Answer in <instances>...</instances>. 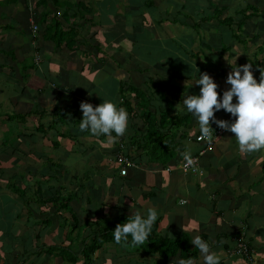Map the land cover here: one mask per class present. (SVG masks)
I'll return each mask as SVG.
<instances>
[{
	"label": "crops",
	"instance_id": "obj_1",
	"mask_svg": "<svg viewBox=\"0 0 264 264\" xmlns=\"http://www.w3.org/2000/svg\"><path fill=\"white\" fill-rule=\"evenodd\" d=\"M227 1L0 0V264H72L69 254L74 264H178L179 253L162 259L113 240L84 258L82 240L105 221L149 208L158 211L152 239L185 237L193 249L200 236L221 264H264V150L241 154L224 132L191 174L174 147L190 144L192 155L204 147L196 118L176 110L184 94L200 93L195 78L208 73L222 95L230 63L251 64L258 82L264 69V0ZM247 3L263 11L240 27ZM221 7L231 24L192 25ZM121 88L133 109L126 133L80 132V103L121 106ZM164 146L172 150L163 157ZM121 150L134 163L126 175ZM58 196L70 198L71 213L55 214ZM239 242L249 255L230 252ZM195 249L192 264H204Z\"/></svg>",
	"mask_w": 264,
	"mask_h": 264
},
{
	"label": "clouds",
	"instance_id": "obj_2",
	"mask_svg": "<svg viewBox=\"0 0 264 264\" xmlns=\"http://www.w3.org/2000/svg\"><path fill=\"white\" fill-rule=\"evenodd\" d=\"M230 65L232 71L225 81L230 87L224 90L222 95L217 91L218 84L205 72L195 78V84L200 86V93L184 94L176 110L196 118L202 132L201 138L205 141L211 142L213 135L217 136L211 126L214 123L218 128L234 134L233 138L241 154L264 150V69L260 70L258 82L253 75L251 64L237 66L235 63V67L231 63ZM80 109L83 118L79 120L78 127L82 133L87 132L93 136L115 134L118 138L127 131L129 114L124 107L118 106L112 100L103 99V102L95 107L82 101ZM221 110L230 114L231 119H217L215 113ZM192 151V146L186 143L180 155L186 162L185 167L191 166L196 171V160ZM157 219L156 208H149L144 213L137 211L127 222L116 225L112 231L115 243L127 246L131 237L130 243L133 246L143 244L152 234ZM191 243L199 249L204 264H221L220 255L211 251L210 244L200 236L193 237ZM178 264H192V261L180 259Z\"/></svg>",
	"mask_w": 264,
	"mask_h": 264
},
{
	"label": "trees",
	"instance_id": "obj_3",
	"mask_svg": "<svg viewBox=\"0 0 264 264\" xmlns=\"http://www.w3.org/2000/svg\"><path fill=\"white\" fill-rule=\"evenodd\" d=\"M226 10L225 7H221L219 8H215L214 11L211 14H207L205 16H201L199 21L193 22V26L194 27H199L200 25H202L203 23H208L209 21H212L213 19H218L219 22L224 23L226 25H229L233 22V18L231 16H228L227 18L220 20L219 16L220 14H222V12ZM248 11H250L248 13ZM252 11V12H251ZM263 10L258 8L256 5L252 4V3H247L246 6L244 7V9H242L240 11V14L242 15L241 20L239 21V25L240 27L243 26V23L246 19H249L250 17H253L254 15H256L258 12H262ZM50 26H56V22H54L53 25ZM126 91L123 88L120 89V94H121V107H124L128 114L131 115V111L133 109H131L130 107V100H128L126 96ZM147 102L145 101L144 97H140V101L138 102V104L136 105V107L140 110V108H144L143 104H146ZM77 110V109H76ZM65 112H67L65 110ZM141 113V112H140ZM148 120V119H147ZM149 121V120H148ZM151 134L150 133V129L148 131V133L145 136V139L147 140V144H149V148L151 147ZM153 141V140H152ZM163 147V146H162ZM174 147H177L178 151L181 152L182 148L180 147V145H175ZM180 147V148H179ZM153 148H155V150L160 149L159 145L154 146ZM169 149H167V146H164V150H162V156L164 157L167 152H169L170 150V146H168ZM160 151V150H159ZM163 157H158V159L160 161H163ZM74 198V196H73ZM69 200L70 198H67L65 196H58L56 198H53V202L55 205V214H57V216H59V212H65V211H70L71 210L69 208ZM61 202V203H60ZM60 203V204H59ZM59 204V205H58ZM62 204V205H61ZM61 215V214H60ZM70 218L73 219L74 221V229H79L82 225V223L76 219L75 217H73L72 215L70 216ZM62 220H69L68 218H63ZM128 219H124V218H116L115 220H110V221H105V226L102 228V230H99L95 233L92 234V236L89 237V240H82V244H83V251L82 253L84 254V258L86 259L87 262H89L91 260V255L95 252V250L100 247L104 242H109L111 240L114 241L113 238V234L112 231L115 229L116 225L119 223H124L127 222ZM156 231V226H153V230H152V234L149 236L148 241H145L144 245L147 244V242H151V244H148V250L149 251L151 249V251H158L160 257L162 259H167L169 256L171 255H175L177 253H179V256L181 259L185 260L186 262L188 260H191L193 258H195L196 256V249L195 248H191L190 247V243L189 240L185 237H180V238H176V239H169V238H159L156 236V239H152V235L155 234ZM131 237H129V243L127 245L129 246H133L131 243ZM115 242V241H114ZM144 245H140V246H144ZM154 245H157V248L154 247ZM137 246V245H136ZM65 250H61L60 253H63ZM69 253V252H66ZM76 256H73L71 254H69L67 256V259H70V262L72 264L75 263L76 261Z\"/></svg>",
	"mask_w": 264,
	"mask_h": 264
},
{
	"label": "built area",
	"instance_id": "obj_4",
	"mask_svg": "<svg viewBox=\"0 0 264 264\" xmlns=\"http://www.w3.org/2000/svg\"><path fill=\"white\" fill-rule=\"evenodd\" d=\"M33 31H36L37 27L36 26H32ZM215 131V135H213V139L211 140V142L209 141H205L204 139H202V134L196 136V141L197 142H203L204 143V147L203 149L199 150V152L196 155H192L193 158L196 160V165L195 168L197 169L196 171L193 170V167H185L186 162L184 160L181 161V169L183 172L185 173H191V174H200L201 170L199 169V159L200 157L204 154V152L210 148L213 143L215 142V140L222 135L224 132L223 129H220L218 127H216L213 130V133ZM115 160L121 165L120 168V174L121 175H126L127 170L129 167L134 166L133 161L129 158V156L123 151L121 150L120 152H118L115 156ZM249 247L247 243L244 242H239L237 246H235L232 250H230L231 253H237V254H242V255H249Z\"/></svg>",
	"mask_w": 264,
	"mask_h": 264
},
{
	"label": "rangeland",
	"instance_id": "obj_5",
	"mask_svg": "<svg viewBox=\"0 0 264 264\" xmlns=\"http://www.w3.org/2000/svg\"><path fill=\"white\" fill-rule=\"evenodd\" d=\"M225 1H227V0H224V2ZM227 2H232V4H230V5H233V6H235L236 4H237V2H236V0H233V1H227ZM244 4V3H243ZM223 5H227V3L226 4H223ZM230 5H228V9H230ZM245 5H243L242 7H244ZM240 10V9H239ZM260 13V12H259ZM223 15H226V13H224ZM251 18V17H250ZM125 22H127V20L125 21ZM126 50V49H125ZM126 52H127V50H126ZM140 53L142 54L143 52H141L140 51ZM127 53H125V55H126ZM149 59H151V58H149ZM146 84H147V82L145 81L144 82V84H143V86L144 87H146ZM82 116V114L80 113V117ZM82 118V117H81ZM166 133H168V131H166V130H164V131H162V132H160V133H158L159 135H165ZM61 203V202H60ZM59 203V204H60ZM58 204V205H59ZM62 205V204H61ZM108 220H109V218H108ZM63 228V227H62ZM145 243H143L142 245H144ZM127 246H129V245H127ZM134 247H138L137 249H140V251H142L143 253H144V251L141 249V248H143V249H145L146 251L149 249L148 247V244H146V245H144L143 247L142 246H140V245H137V246H134ZM60 257H62L63 259H64V254L63 253H59V258ZM50 258H51V256H50ZM52 259V258H51ZM50 263V262H49ZM65 263V262H64ZM22 264V263H21ZM51 264V263H50ZM52 264H53V262H52ZM65 264H67V263H65Z\"/></svg>",
	"mask_w": 264,
	"mask_h": 264
}]
</instances>
